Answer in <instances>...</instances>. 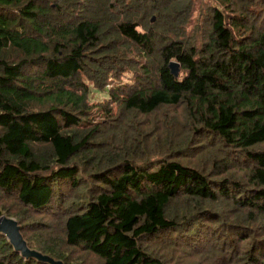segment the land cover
<instances>
[{
	"label": "trees",
	"instance_id": "1",
	"mask_svg": "<svg viewBox=\"0 0 264 264\" xmlns=\"http://www.w3.org/2000/svg\"><path fill=\"white\" fill-rule=\"evenodd\" d=\"M2 217L58 264H264V0H0Z\"/></svg>",
	"mask_w": 264,
	"mask_h": 264
},
{
	"label": "water",
	"instance_id": "2",
	"mask_svg": "<svg viewBox=\"0 0 264 264\" xmlns=\"http://www.w3.org/2000/svg\"><path fill=\"white\" fill-rule=\"evenodd\" d=\"M154 18H152V21ZM171 72L173 75L178 74V64L175 62H171L169 65ZM0 233L5 235L10 243L13 245L14 249L18 252H20L24 257H34L41 261H47L50 263H53L48 257L42 256L39 253L35 251H31L27 248L26 243L22 239V236L20 235L19 227L17 226V223L12 220L5 217H2L0 219ZM58 264V263H53Z\"/></svg>",
	"mask_w": 264,
	"mask_h": 264
},
{
	"label": "rangeland",
	"instance_id": "3",
	"mask_svg": "<svg viewBox=\"0 0 264 264\" xmlns=\"http://www.w3.org/2000/svg\"><path fill=\"white\" fill-rule=\"evenodd\" d=\"M100 98V96H96V99Z\"/></svg>",
	"mask_w": 264,
	"mask_h": 264
}]
</instances>
